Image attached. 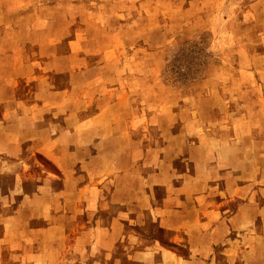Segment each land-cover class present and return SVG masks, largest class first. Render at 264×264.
<instances>
[{
    "label": "rangeland",
    "instance_id": "obj_1",
    "mask_svg": "<svg viewBox=\"0 0 264 264\" xmlns=\"http://www.w3.org/2000/svg\"><path fill=\"white\" fill-rule=\"evenodd\" d=\"M12 140L6 192L82 188L113 172L103 157L129 154L137 180L142 164L183 174L209 156L262 182L264 0H0V142ZM251 244L236 264H264L263 223Z\"/></svg>",
    "mask_w": 264,
    "mask_h": 264
},
{
    "label": "crops",
    "instance_id": "obj_2",
    "mask_svg": "<svg viewBox=\"0 0 264 264\" xmlns=\"http://www.w3.org/2000/svg\"><path fill=\"white\" fill-rule=\"evenodd\" d=\"M20 147L0 142V155ZM102 159L113 172L82 188L0 189V264H236L251 253L264 180L251 165L246 178L240 158L227 171L208 156L183 174L142 164L138 180L131 154Z\"/></svg>",
    "mask_w": 264,
    "mask_h": 264
},
{
    "label": "trees",
    "instance_id": "obj_3",
    "mask_svg": "<svg viewBox=\"0 0 264 264\" xmlns=\"http://www.w3.org/2000/svg\"><path fill=\"white\" fill-rule=\"evenodd\" d=\"M192 59H193V58H192ZM193 61H194V62H193L192 65H194L195 63H197V62H198V59H197V58H194Z\"/></svg>",
    "mask_w": 264,
    "mask_h": 264
}]
</instances>
